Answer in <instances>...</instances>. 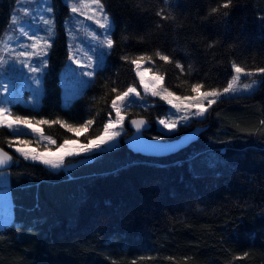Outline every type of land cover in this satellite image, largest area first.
<instances>
[{
    "label": "trees",
    "instance_id": "obj_1",
    "mask_svg": "<svg viewBox=\"0 0 264 264\" xmlns=\"http://www.w3.org/2000/svg\"><path fill=\"white\" fill-rule=\"evenodd\" d=\"M15 1L0 0V36ZM51 1L60 18L42 103H12L10 113L33 123L94 120L79 137L60 124L39 125L57 145L74 138L87 143L102 133L113 116L112 99L129 86L140 88L131 63L140 56L178 96H190L193 84L225 87L232 63L264 68V0H231L229 8L221 6L225 0H101L113 20L115 46L92 86L63 106L61 21L68 8ZM149 102L125 109L127 131L114 147L95 158L66 157L67 169L24 160L9 146L14 134L0 126V147L14 157L7 170L12 223L0 227V264H264V73L253 92L220 98L204 118L180 125L170 137L154 122L169 107ZM133 117L150 123L143 131L148 137L172 139L196 125L206 128L177 153L144 157L123 143ZM18 137L36 145L30 135Z\"/></svg>",
    "mask_w": 264,
    "mask_h": 264
},
{
    "label": "rangeland",
    "instance_id": "obj_2",
    "mask_svg": "<svg viewBox=\"0 0 264 264\" xmlns=\"http://www.w3.org/2000/svg\"><path fill=\"white\" fill-rule=\"evenodd\" d=\"M62 2L67 6L68 11L67 14L63 17V20L61 21V25L65 32V48L67 50V55L64 61V65L62 66L60 72V86H61L60 100L63 106H68L71 103V101L74 98L78 97L81 94V92L86 88L85 82L81 81L76 77L75 70L77 72L90 70L87 69L86 67H83V65H87L89 62L88 59L89 53L87 50L97 44H103L105 45V50L107 49H106V38L103 35H100V33H102L104 30L100 29L99 25L96 23V21H99L100 23H104L105 21L103 20L99 12L93 11V9L97 8V5L92 4L91 0H67V2L66 0H62ZM72 7H76L77 12L73 13L71 11ZM49 9H51V11H49ZM105 12L110 17L111 32H112L113 20L111 18V15L106 10ZM58 14H59V9L57 10V12H55L51 0H16L11 10V18L8 23L9 26L7 27V29H4V31L0 36V59L11 60L14 57H16V53L21 51H25L28 53L42 52L44 47V40L47 39L52 44V39L57 33L56 26L58 19L60 18ZM89 16H91L92 19H88ZM46 19L50 21L49 24L44 23V20ZM49 29L51 31H49ZM25 30H28L31 33V35H27V36L24 35ZM34 43L37 44L36 49L32 48V45ZM49 50L50 49H48V51ZM70 52L74 54V59L77 60L79 64L74 63L73 60L69 59ZM16 58L26 63L30 62L26 57H16ZM31 59L32 61H37L40 59V57L37 55H33ZM101 60H102V54L98 57V64L101 62ZM3 67H4L3 65H0V68ZM17 67L19 68L20 65H17ZM145 69H149V68L146 66L145 61H141V67L139 71L143 72L145 71ZM135 71L137 72L136 66H135ZM45 72L46 69L44 70V74ZM24 73L27 76L35 75L34 73L29 72L28 69H24ZM44 74L41 77L39 92L35 90L37 86L34 81L25 79L22 74H18L16 77L17 79L15 81V89L10 91V93L8 94L0 96V107L8 108L10 112V104L21 102L30 107L39 108L42 103ZM262 74L263 73L258 72L257 69H252V70L244 69L243 73L237 74L233 71L232 68V75L230 76L228 83L231 82L233 84V88L236 90V94L233 93L224 94L221 98L228 96L249 94L253 92L259 86ZM153 75H160V74L150 70L145 72L144 75L145 82L149 83L150 86L152 83ZM83 79H88V78L83 77ZM228 83L226 84L225 87H227ZM139 85H140V80H139ZM245 85L248 86L247 92L244 91ZM164 88L166 87L163 85V82H161L157 87V91L160 92L161 94H165L163 91ZM223 88H219L216 90L222 92ZM136 89L137 92L140 93V96L137 97L135 96V94H132L128 98V101L131 102V106L132 105L147 106L148 104H150L149 102L150 98H154V99H158L160 102L165 103L169 107V112L166 115L154 120L157 128L163 127L162 125L158 124V121L161 118H165L170 122L176 121L177 129L180 125H182V122L179 120V118L184 115L190 116V120L188 124H190L193 120L204 118V117L194 116L193 113L196 110L194 108L191 109L185 108L184 104L181 103L180 101H174L175 103L181 104L180 110L178 111L177 109L172 108L171 105H169L166 101L161 100L159 96H152L150 92H145V89L141 85L140 88H136ZM204 91H209V90L200 89L199 92L192 93L190 96H181V97L199 96ZM6 101L8 103H5ZM128 101L118 105L121 107V113L122 115L125 116V120H126L125 109L129 107ZM203 102L207 107L206 100ZM188 103H195V102L188 101ZM6 115L8 114L6 113ZM12 118H14V116L10 115L9 119ZM111 120L112 121L116 120V114L114 110ZM31 123L34 127L40 129L37 123H33V122ZM0 126L6 127V125H0ZM17 128L18 131L10 130L14 134L12 141L15 143V144H11L10 147L13 150V152H15L18 155H20V153H17L15 151L17 147L22 148L29 153L32 152V149H35L39 153H43L47 149H50L52 152H55L59 148L60 144L57 145L56 143L55 144L51 143L53 139L43 134L41 130L37 133H33L31 129L26 125H19V126L13 125V130ZM114 130L121 132V135L117 137L116 140L113 142L117 144L119 142V138L127 131V129L123 122L122 125H118L117 128ZM165 131H167V129H165ZM21 133L30 135L33 139H35L36 145L30 146L28 144L20 143L21 140H27L26 138L18 137V135ZM80 134L81 133H74L76 137H79ZM153 137H159L160 139H162L160 136H156V135ZM72 140H77L79 143H84V142H80L77 138H74ZM114 146L115 145H112L110 147L103 146V147H107L104 148L103 150L110 149ZM70 147L74 148L75 146H70ZM77 156H81L83 157V159H86L89 157V154L81 153L79 155H74L72 157H77ZM64 162H63V167L61 168L67 169L70 166V164L69 163L65 164ZM47 167L50 168L51 170L61 169V168L52 169L50 166ZM7 185H8V171L7 170L0 171V227L6 225L5 218L9 217L11 214V202L8 196Z\"/></svg>",
    "mask_w": 264,
    "mask_h": 264
},
{
    "label": "snow or ice",
    "instance_id": "obj_3",
    "mask_svg": "<svg viewBox=\"0 0 264 264\" xmlns=\"http://www.w3.org/2000/svg\"><path fill=\"white\" fill-rule=\"evenodd\" d=\"M67 2V0H66ZM91 3L94 5H97L96 9H93L94 12H99V14L102 16L104 23H100L99 21H96V23L99 25L100 29H103L104 31L100 33V35H103L106 38V49L105 45L103 44H97L92 46L90 49H88V59L89 62L87 65H83V67H86L87 69L83 72H77L75 70V75L78 79L85 82L86 88H90L94 82V76L97 72L104 70L106 67V61L107 57L111 55V50L115 46V41L111 38V20L109 15L105 12L104 6L101 3V0H91ZM231 4V0H225V2L221 5L223 8H229ZM51 11V9H49ZM71 11L73 13L77 12L76 7H72ZM213 12H216L217 9H212ZM157 15H160V13H157ZM225 18L228 16V13L224 14ZM88 19H92L91 16L88 17ZM45 24H49V20H44ZM31 27V26H29ZM49 31H51L49 29ZM24 35H31V33L28 30L24 31ZM209 47H212L210 44ZM33 49L37 48V44L34 43L32 45ZM51 48V43L49 40H44V47L42 52H34V53H28L25 51H21L16 53V57H26L30 62H24L22 60L17 59L14 57L11 60H3L0 59V65H3V68H0V96H3L5 94L10 93V91L15 89V81L18 74H22L25 79L32 80L36 84V91L39 92V86L41 84V77L44 74V70L48 67V55L49 51L48 49ZM102 54V60L98 64V57ZM33 55H37L40 57L37 61H32L31 57ZM157 56L160 60L165 62H170V58L167 55H163L159 52H157ZM69 59L73 60L74 63L79 62L74 59V54L70 52ZM121 59H127V57H121ZM144 57L140 56L135 60H132L131 63L136 66L137 72L136 75L139 77L140 85L145 89V92H150L152 96H159L161 100L166 101L169 105H171L172 108L180 110L181 104L175 103L174 101H180L184 104L185 108H194L196 111L193 113L196 117H205L207 115V109L210 108L212 105L220 102V98L224 94L233 93L236 94V90L233 88V84L231 82L228 83L227 87L223 88L222 92L218 91L216 89H212L209 91L202 92L199 96H191V97H181V96H175L173 92L169 91L167 88H164L163 91L165 94H161L157 91L158 85L164 81L163 75H153L152 76V83L151 86L149 83L145 82L144 75L145 72L150 71L149 69H145V71H139L141 67V61H143ZM151 59V58H149ZM17 65H20L18 68ZM177 68H181V64L179 62L176 63ZM233 71L237 74L243 73L244 69L240 66L233 63L232 65ZM24 69H28L29 72L34 73L33 76H27L24 73ZM99 69V70H98ZM258 72L264 73V68L257 69ZM83 77H87L88 79H83ZM202 85L200 84H193L192 85V92L197 93L200 91ZM113 92H116L117 89L113 88ZM244 91H248V86H244ZM135 94V96L139 97L140 93L137 92V89L133 86H129L126 91H123L120 95L115 96V98L111 101V108L115 111L116 114V120L112 121L111 117L109 118V121L104 123L103 126V133L96 136L94 139H90L87 143H79L77 140H68L65 139L62 144L59 145V148L52 152L50 149H47L43 153L37 152L35 149H32V152H26L24 149L17 147L15 151L17 153H20L24 157V160H30L33 164H43L45 166H50L52 169H57L63 167V162L65 161L66 157H72L74 155H79L81 153L89 154V158H95L96 156L100 155L102 150L104 148L110 147L112 145H116L113 143L117 137L121 135V132L115 131L114 129L117 128L118 125H122L125 116L121 113V107L118 106L121 103H124L128 101V98ZM171 97V99H170ZM206 100L207 107L205 106L204 102ZM188 101H194L195 103H188ZM5 103H8L7 101ZM128 106H131V102L128 101ZM6 113L8 115H6ZM11 113L9 112L8 108L0 107V125H6V127L11 131H18V128L13 130V125L19 126V125H26L31 129L33 133H37L40 131L39 128L34 127L31 123V120L28 117H21V116H15L12 119H9V116ZM179 120L182 122V126H187L190 116L184 115L179 118ZM38 125H44V124H50V123H56L60 124L61 127L65 128L70 133H86L91 125H93L94 120L89 119L85 120L83 123L72 125L65 123L61 120L56 121H49L46 119H40L36 121ZM264 123V121H262ZM131 124L136 127L137 132L133 135L134 136H142L141 134V128L142 126L146 127V123L144 120H132ZM159 125H162L163 127L158 128V131L160 132L162 137H170L176 130H177V122L169 120L165 118H161L158 121ZM167 129V131H165ZM143 137V136H142ZM47 139V138H46ZM153 141H150L151 143L159 146L164 145H170L175 143H167L165 141H162L159 137H153ZM192 141H189L190 143ZM20 143L27 144V140H21ZM51 143L55 144L56 141H51ZM11 146V145H9ZM70 146H75L70 147ZM107 146V147H103ZM182 148L178 147L176 149L167 150V151H158L153 152L151 154L153 155H163V154H173L175 151H178ZM115 149V148H114ZM99 150V151H97ZM135 151V150H134ZM14 162V157L10 155L8 152L3 151L0 149V168L8 167L10 164ZM12 223V215L10 214L9 217L5 218V224L9 225ZM245 255H247L245 253Z\"/></svg>",
    "mask_w": 264,
    "mask_h": 264
},
{
    "label": "water",
    "instance_id": "obj_4",
    "mask_svg": "<svg viewBox=\"0 0 264 264\" xmlns=\"http://www.w3.org/2000/svg\"><path fill=\"white\" fill-rule=\"evenodd\" d=\"M141 119L144 120L146 123V127L142 126V128H141V134L143 137L142 136H134L133 137V135L137 132V129L135 126H133L131 124V121L132 120H141ZM127 125H128V128L130 129L131 132L123 138V143L126 145V147L131 152H133L134 154L144 156V157H155V158L165 157V156H168L171 154L153 155L151 153L158 152V151L172 150V149H176V148L181 147V146H182V148L180 150L187 148L189 145H191L195 141H197L200 133L203 130H205V128H206V126H204V125H196L190 129H188L187 131H185L184 133H182L178 137H175L172 139H161L162 141H165L167 143H175V144L159 146V145H155V144L150 142V141L155 142V141H153V138L148 137V136L143 134V131L149 129V127H150V123L145 118H143V117L130 118L128 120ZM189 141H192V142L188 143ZM0 149L8 152L10 154V152L7 149H4L2 147H0ZM180 150L175 151L174 153H177ZM9 167L10 166L0 168V171L8 170Z\"/></svg>",
    "mask_w": 264,
    "mask_h": 264
}]
</instances>
